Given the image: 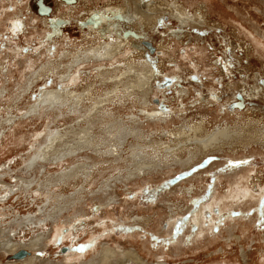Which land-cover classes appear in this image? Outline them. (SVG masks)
Wrapping results in <instances>:
<instances>
[{"label":"rangeland","instance_id":"rangeland-1","mask_svg":"<svg viewBox=\"0 0 264 264\" xmlns=\"http://www.w3.org/2000/svg\"><path fill=\"white\" fill-rule=\"evenodd\" d=\"M59 1L45 0L54 10L51 17H59L65 11L66 17L73 19L62 35L50 42L48 49L36 48L44 24L30 18L25 9L31 3L37 15L39 0H0V250L8 251L7 239L29 242L53 227L52 220L47 225L19 226L15 219L39 215L48 205L47 194L39 189V183L77 167L82 161L93 162L85 159L88 154L99 161L90 169L92 174L86 176L85 169L67 183L52 186L56 194L80 200L75 207L79 210L77 215L73 217L72 208L64 213L72 220L66 224L60 222L68 229L56 236L53 233L46 241L40 258L46 264H57L75 253L78 256L71 261L80 264L101 258L105 249H115L125 261L127 258L122 254L136 250L147 264H264V147L261 145L264 139L257 133L264 122H256L264 120V90L253 92L254 87L264 82V2L155 0L156 7L163 8L162 19L144 20L145 24H141L136 23L143 18L135 15L138 0H77L71 10L58 4ZM109 5L122 6L121 11L135 19L123 27V33L133 26L147 34L131 38L145 41L154 70L151 79L154 87L149 103L124 95L121 85L117 95L112 93V100L101 105L125 122H129L132 113L139 114L143 134L140 138L129 136L122 146L119 162L107 159L116 152L99 155L86 149L60 162H40L42 165L30 167L33 144L47 125L65 129L80 119H74V113L65 116L29 113V107L45 88L64 84L59 73L43 71L38 84L24 91L27 78L47 60L60 62L65 49L80 51L97 44V39L92 40L97 36L88 35L81 27L80 18L88 11ZM174 7L185 12L180 16L184 19L179 18ZM18 8H24L22 17L27 21L28 31L20 38H12L5 35V23L10 22L5 19L7 12ZM37 24L40 32L33 28ZM140 50L120 54L117 58L121 60L81 65L76 71L80 75L74 84L79 87L76 91L91 88L92 97H104L114 84L102 81L104 77L97 72V65L111 67L137 62L140 60L137 55L143 53ZM27 56L30 58L25 59ZM33 61L38 65L36 69L28 65ZM242 100L247 105L241 106ZM141 106L158 110L165 120L154 121ZM249 120L255 136L251 144L240 142L233 148L225 145L226 150L201 154L186 166L164 164L157 170L139 171L131 179L123 177L128 169L141 166L145 160L140 155L134 158L136 154L130 148L133 143H142L140 149L150 155L155 151L165 153L164 146L175 144L176 148V143H180L176 140L184 136L179 132L195 123H203L205 129L200 132L206 136L219 126L244 125L243 121ZM102 137L107 140L102 148L109 149L110 136L103 132ZM181 154L187 157V149ZM101 203L100 211L94 212V204ZM10 255V251L5 255L0 251V264L13 259ZM129 261L126 264H134Z\"/></svg>","mask_w":264,"mask_h":264},{"label":"bare ground","instance_id":"bare-ground-1","mask_svg":"<svg viewBox=\"0 0 264 264\" xmlns=\"http://www.w3.org/2000/svg\"><path fill=\"white\" fill-rule=\"evenodd\" d=\"M41 1L43 6L50 7L45 4V0ZM76 1L77 0H61L58 4H61L62 7H67L71 10L72 4ZM138 1L139 3H136V14H134H139L140 16H143V18L136 21V23L139 22L141 24H145L144 20H147V22H157L162 19L161 13L163 8L160 9L159 7H156L157 2L155 0H149L147 3H141V0ZM261 1L264 2V0ZM106 7L108 9L102 7L99 9H93L91 12L88 11L85 13L86 16L82 15L80 18L82 20H80L81 27L87 31L88 35L90 37L97 36L92 39L93 42L98 40L97 44H91L87 48L80 51L65 49V54H63V58L60 62L47 60V62H44L38 68V71L29 74L27 78V85L23 87L24 91L32 87L33 84H38L39 76L43 75V71H54L59 73L61 82L64 84V86L56 85L57 87L52 86L47 89L45 88L42 91L40 98L33 102V104L29 107V113H34L36 115L51 114L52 116H65L68 115V113H74L76 114L74 119H80L65 129H53L50 125H47L43 131V135L42 133L37 135L38 142L33 144L35 150L29 161L30 167L42 165L40 162H60L83 150L86 151V149H91L95 153H99V155L102 154V152L111 155L116 152L117 154L115 156L113 155L112 158L107 159L119 162V159L122 157V146L128 140L129 136L140 138V135L143 134V128L139 122V119L141 118L139 114L136 115L135 113H132V117L129 122H125L121 117H117L115 112L113 113V111L108 110L105 105H101L103 101L112 100V93L117 95L116 91L121 85L124 88V95L133 96V98L136 99L135 101H140L143 104L149 103L151 101L150 96L154 87V80L151 81L154 77V70L152 64L149 62L150 55L148 53V49L144 46L145 41L142 43L139 38H131L133 36L138 37L147 34L144 33L143 29L138 30L133 26L131 27L128 25L133 29L125 31L124 33L126 34L124 35L122 31L123 27H126L129 23L131 24V22H133V20L135 21V19L126 15L125 12H122V6L109 5ZM26 8L28 9L27 11L29 12L30 18L35 17L36 20L39 19L44 24L42 31L40 30L41 32L37 29L39 24L33 25V28L35 27L36 30L40 32L39 34H41V36L39 35L38 37L40 42L36 45V48L47 47L49 49L50 42L56 41L64 32L67 23L71 22L73 19L71 16L66 17L67 12L65 11H62L59 14V17H51V14L54 13L52 7H50L48 11L39 7L37 15L33 11L34 7L31 3L26 4L25 9ZM23 9L24 8H18L16 11L7 12L5 20H10V22H3V24L5 23V26L7 27L5 35L8 34L12 38H20L21 34L26 35V31H28L26 26L27 21L22 17V15H24L22 14ZM174 10L178 14L179 18L184 19L180 17L185 15V12L182 9H176V7H174ZM135 18L138 19L137 16ZM17 21L20 25H22V28L13 32V28H16L17 26ZM0 35H2V33H0ZM147 43L149 45V42ZM134 49H141L143 51L142 54L140 53L137 55L140 58L137 62L131 61L124 65L115 64L111 67L100 64L97 65V68H99L97 72L104 77L102 81L105 84H114V87L109 89L105 93L104 97L99 99L92 97L91 95L93 94V90L91 88H84L82 91H76L79 87H76L77 85L74 84L77 77L80 76L76 73V71L78 68H81V65L102 60H121L120 58H117L120 54L131 52ZM37 53L38 55H41V49ZM13 54L21 56L19 53ZM64 57H66L67 60H64ZM28 58H30V56H27L25 59ZM28 65H30L33 69H36L38 66L35 61H33V64ZM108 80H110L109 83L107 82ZM261 89L264 90V82L263 84H259L257 87H254L253 92L255 93ZM182 90L186 91L184 88ZM120 98L123 99L124 96H120ZM89 99L92 103L87 104L86 101ZM239 104H241V106L244 104L247 105V103L243 100ZM141 109L146 111L148 114H146V116L153 118L154 121L165 120L162 115L159 114L158 110H155L154 108L141 106ZM256 122H264V120H256ZM243 123L244 125L237 124L232 126L227 124L223 127L219 126L212 133L206 134V136L200 132L205 129L203 123H195L192 126H189L188 130L184 129L179 132L182 135L184 134V136L176 140V142H180L176 143V145H178L176 148L173 146L175 144H167L164 146L163 150L166 149L165 153L155 151L154 155H150L147 151L140 149L143 148L142 143H133L130 148L131 153L134 151L136 154L134 155V158L138 157L137 155H140L142 158H145V160L142 161L141 166L136 165L134 169H128L126 174H123V177H127V179H129L132 176L135 177L138 175L139 171L157 170L163 167L164 164L171 165L173 163H180L181 165L186 166V164H190L201 154L208 153L210 151H223L226 150L229 145V147L233 148L234 144L240 142H243L246 145L251 144L255 141V136L251 133L250 129L251 120L248 122L243 121ZM260 129L261 131H257V133H260V137L264 139V124H262ZM103 132L107 136H110V138H108V141H110L109 145H111L109 149L102 148L105 147L104 143L107 141L102 137ZM260 137H258V139H260ZM186 140H189L190 142H186ZM103 144L104 146H102ZM189 145H193V147L187 148ZM261 145L264 147V141ZM158 148H160V145ZM183 149H187L188 152V155L185 158L181 154ZM84 157L86 160L90 159L93 162L82 161L77 165V167H74L69 171H62L55 176L47 177L39 183V189L47 194L46 199L48 201V205L40 211L39 215L33 214L25 216L22 219L17 218L15 219V223L19 226L31 223H44L47 225V221L52 220L53 227L49 231L41 233L38 237L33 238L29 242L24 239L19 241V243L10 242L9 239H7L6 243L9 245L8 251L11 253L9 257L13 258L9 260L7 264H46L45 261H42L44 259H40L41 251L47 244L46 241L53 233L56 236L61 231L68 229L63 228L60 222L66 224L72 220L70 217L64 215L65 211H69L72 208L74 209L73 217L77 215L79 210L75 207L80 200L77 197L70 198L65 195L56 194L51 190L52 186L60 183H67L71 178L77 176L80 171H85V169L87 172L83 173H85L86 176L92 174L90 169L99 161H95V158L88 154ZM244 176H246V174H243V177ZM119 177L122 176H118L117 178ZM33 181L34 180H30L31 183ZM125 181L127 180L125 179ZM106 186L109 187V184L107 183ZM107 193L110 194V191ZM94 205L96 210L94 212H99L102 203ZM20 249H25L29 253L22 258H14L12 254ZM4 250L5 249L0 250L2 251V255L8 253V251ZM102 255L103 256L101 258H93L90 259V261H82L80 264H92L96 261L99 262V264H126L129 260H131L134 264H147L144 258L136 250H128L126 254H122V256H126L127 261H125L123 257L118 256L115 249H109L107 251L105 249ZM76 256H78V254H71L70 256L63 258L59 263L57 262V264H75L71 260L76 258Z\"/></svg>","mask_w":264,"mask_h":264},{"label":"water","instance_id":"water-1","mask_svg":"<svg viewBox=\"0 0 264 264\" xmlns=\"http://www.w3.org/2000/svg\"><path fill=\"white\" fill-rule=\"evenodd\" d=\"M38 4H39V7H40L41 9H44V10H47V11L50 9V7H47V6L45 7V6H43L41 0H39ZM28 253H29V252H28L27 250H25V249H20V250H18L17 252H15L14 254H12V256H13L14 258H22V257L26 256Z\"/></svg>","mask_w":264,"mask_h":264},{"label":"snow or ice","instance_id":"snow-or-ice-1","mask_svg":"<svg viewBox=\"0 0 264 264\" xmlns=\"http://www.w3.org/2000/svg\"><path fill=\"white\" fill-rule=\"evenodd\" d=\"M22 28V25L17 21V26L16 28H13V32H16L18 29Z\"/></svg>","mask_w":264,"mask_h":264}]
</instances>
